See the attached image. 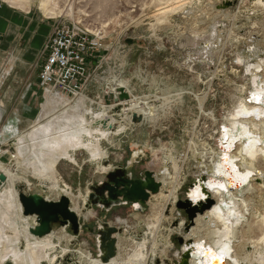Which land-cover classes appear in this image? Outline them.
<instances>
[{"label": "rangeland", "instance_id": "374dc122", "mask_svg": "<svg viewBox=\"0 0 264 264\" xmlns=\"http://www.w3.org/2000/svg\"><path fill=\"white\" fill-rule=\"evenodd\" d=\"M57 1L65 10L63 14L55 17L44 13L38 2H32L29 9L15 7L28 11L31 18L49 24L51 29L54 24L66 20L91 30L102 29L109 50L104 53L107 60L96 71L86 92L78 97L64 95L67 103L60 105L54 102L50 116L43 117L41 121L53 120V131L58 136V124H68L72 118L73 111L68 109L85 99V104L79 111L81 116L88 109L94 113L103 111L112 116L114 121L108 125L104 123L102 128L114 130L117 134L113 133L109 139L101 141V147L108 152V156L100 161H91L89 151L79 149L72 153L74 160L58 158L53 166L54 171L49 169V176L45 180L31 172L41 167L43 162L34 157L31 151L33 141L29 137L38 118L43 115L42 104L48 93L41 87L32 110L33 105L28 102L31 89L28 88L30 85L35 87L36 84L20 81L18 77H37L43 63L42 52L33 58L24 57L35 60L31 64L15 65V111L18 110L19 113V119L16 120L15 115V121L20 124L19 129L26 137L27 144L20 146L17 139L15 145V140L0 144V150H8L11 154L15 152V159L11 163L17 162L22 177H25L14 184L12 189L19 192L21 185L20 188L25 193L41 192L49 200H58L66 195L62 186L67 185L70 188L68 195L73 197L72 200L68 196L71 209L83 218L89 228L96 229L103 222L122 228V232L116 234L117 255L128 258L139 248L138 244L147 240L144 248L146 264H178L185 244L184 240L183 243L179 240L185 238V234L190 233L192 227L186 230L188 219L184 210L177 206V201L184 200L188 191L202 177L203 167L207 165L203 160L204 155L210 157L208 163L213 162L214 152L220 149L221 126L226 123L227 117L236 113L239 100H247L249 91L256 87L260 79L255 67L264 60V6L258 0H231L233 5L229 7L224 6L226 0H186L190 3L166 16L160 14L165 5L156 0ZM182 3L177 0L174 6L178 7ZM69 7L72 8L71 11L67 10ZM185 10H189L191 14ZM217 36L218 39L215 38ZM209 41L213 42L210 47ZM114 76L128 79L135 96L152 99L151 103L156 107L152 120L131 124L128 118L130 113L122 114L125 103L119 104L113 92L107 88V82ZM51 96V100H57L59 95ZM199 96L205 97L204 111L200 109ZM211 112H214L215 118L211 116ZM88 120L91 121L90 114ZM125 125V131L117 132ZM192 140L195 145L190 146ZM170 149L175 155L172 162L183 165L184 173L182 183L177 188V197L171 202H158L157 210L168 220L164 219L160 232L156 235V250L149 229L154 212L152 202H149V208L144 212H138L129 205L104 212L90 205L88 195L92 185L103 181L106 173L115 166H125L136 151H139V157L134 166V177H140L146 170H152L159 180H173L174 164L168 165L164 159L165 151ZM42 151L46 159L52 152L55 155L53 149L51 152L50 149L42 148ZM196 151L199 157L196 156ZM186 153L188 157L184 162ZM0 160L10 161L1 151ZM48 179L53 180L57 190L47 186ZM5 189L1 186L0 193ZM161 189L168 193V184ZM79 193L86 195V198L79 196ZM10 199L14 206L18 204L13 193ZM86 208L91 213L85 212ZM7 210L10 211L11 208ZM12 210L15 218L11 219L15 222L9 219L11 214L8 212L9 215H0V223L6 220L2 225H12L15 228L16 223L18 230L26 233L31 225L37 223L36 216L26 217L28 221H25L23 214L17 215L16 207ZM11 230L9 233L14 235L15 230ZM53 234V242L58 244L59 251L62 247L69 248L65 255L58 256L55 264H63L67 256L75 261L82 260L76 253L78 250L92 258H98L95 232L85 229L84 226L76 235L70 226L56 224ZM237 243L240 244V240ZM26 244V240L22 242L23 246ZM165 248L164 255L162 251ZM82 261L83 264H89V259ZM2 264L15 263L13 259H7Z\"/></svg>", "mask_w": 264, "mask_h": 264}, {"label": "bare ground", "instance_id": "6f19581e", "mask_svg": "<svg viewBox=\"0 0 264 264\" xmlns=\"http://www.w3.org/2000/svg\"><path fill=\"white\" fill-rule=\"evenodd\" d=\"M5 1L13 6L24 9H29L32 2H38L40 9L44 13L54 17L63 14L65 10L60 7L57 0ZM156 1L160 2L161 5H165L160 14L166 16L177 12L190 3L186 0H178L183 3L176 7L174 6V2L177 0ZM194 1L199 2V0ZM257 2L264 6L263 0H258ZM67 10L71 11L72 8L69 7ZM187 11L189 14L190 11ZM214 34L216 35V33ZM215 38L218 39V36ZM212 43V41H209L208 46L210 47ZM204 48L208 49L205 45ZM255 52L258 53V51ZM255 68L256 74L258 77L260 76L256 87L249 91L247 100L244 98L239 100L236 113L226 118V123L221 126L220 149L214 152L213 158L215 160L213 159V162L210 164L208 163L210 162V157L204 155L203 160L207 163L203 167L204 173H202V177L204 178L201 177L188 191L187 198L195 203L199 200H205L207 194H209V197L215 199L214 205L209 210L197 216L190 233L185 234V238H183L185 244L183 245L182 252L190 249V264H264V60H261ZM118 87L128 89L132 95L128 101L129 106L123 108L124 112L128 110L125 113H130L128 118L131 124L134 122L132 118L133 113L140 115L143 121L153 119L156 107L153 102L151 103L152 99L149 100L147 96H135L130 89V81L128 79H124L122 76H114L109 81L108 88L111 91L117 92ZM198 99L200 109L204 111L205 97L199 96ZM54 102L64 105L67 103V99L64 95H59L57 100H51L49 104H53ZM125 102L122 101L120 103ZM84 104L85 99L78 101L76 105L68 109L73 111L72 118L68 124H58V136L53 131V120L47 124L38 123L34 126L29 137L33 141L31 142L33 145L31 151L36 159L43 160V162H41V167H37L36 171L31 172L44 177L45 180L49 176V169L54 171L53 166L58 158L74 160L72 155L79 149L88 150L91 161L95 162L108 156V152L101 147V141L109 139L110 135L116 132L108 128L103 129L102 125L104 123L108 125L114 119L103 111L94 113L90 109L85 111V115L81 116L79 111L80 107ZM50 112L51 110H46V116ZM88 114H90L91 121L88 120ZM211 116L214 117V112H211ZM18 125L20 124L15 121V127L8 128L6 132L11 133L10 136L15 135L18 139V144L21 146V144H27V140L21 133ZM126 128L127 126L125 125L121 129L119 128L120 130H117V132L125 131ZM193 144L195 145V142L193 140L190 141V146ZM42 148L50 149L51 152L53 149L55 155L52 152L53 156L51 154L46 159ZM138 154L139 151L133 154V160L137 158ZM196 156H200L198 152ZM187 157L186 153L184 162ZM164 159L166 164H174L175 178L173 180L163 179L161 181L156 176L157 180L161 183V187L164 188L168 184V193H164L163 189H160L158 193L152 194L149 200V202H152L154 210L151 217L152 224L149 229L153 238V247L156 250L158 249L157 241L155 240L156 235L160 232L164 219L168 220L164 214L157 210L159 206L158 202L161 200H164L166 203L171 202L172 199L177 197V188L182 183L184 173L183 165L179 166L178 163L172 162L175 159V155L171 149L165 151ZM9 162L0 161V171L3 174L5 173L6 176V180L0 182L1 186L6 188L2 193V198L6 202H9L10 207H13L14 203L10 199L13 193V197H16L18 200V204L15 205L18 210L17 215L21 216L23 214L25 219L26 217L35 216L24 214L23 205L19 198L21 185H19V192L17 190L14 191L12 188H14V184L25 177H22L17 162ZM52 182V179H48L47 186H51L52 190H57V185ZM62 190L69 196L70 188L67 185L62 186ZM78 195L86 198L84 194L79 193ZM71 198L73 200V197ZM136 207L139 206L136 204ZM7 209L2 208L0 215L4 216L11 213ZM85 212L89 214L91 210L86 208ZM9 219L15 222V220ZM25 221L28 220L26 219ZM3 227L12 230L19 228L16 223L15 228L12 225L6 224ZM5 229L0 230V264L4 263L7 259H13L15 264H42L43 262L55 264L58 256L65 255L69 249L62 247L60 251L58 250V244H54L53 242L55 236L53 232L45 237L37 238L29 231L23 232L27 244L24 249H21L17 236L15 237V234L11 235L5 232ZM238 240H240V244L237 243ZM189 241H191L190 245H188ZM146 244L147 240L142 244H138L139 248L135 249L134 254L128 258L118 254L107 263L103 262L100 258H92L81 250L76 251V253L79 254V259H89V264H146L144 252ZM166 249L162 251L164 255ZM82 260L77 261L76 259L75 262L83 264Z\"/></svg>", "mask_w": 264, "mask_h": 264}, {"label": "water", "instance_id": "95a60500", "mask_svg": "<svg viewBox=\"0 0 264 264\" xmlns=\"http://www.w3.org/2000/svg\"><path fill=\"white\" fill-rule=\"evenodd\" d=\"M233 5V1L226 0L225 7ZM119 96L117 102L129 101L131 95L124 87H118ZM134 122H141L142 117L137 113L132 114ZM134 154V153H133ZM133 156V155H132ZM126 162L125 166H115L106 174V179L98 181L91 187L89 194L90 205L109 212L115 207L132 206L138 212H144L149 208V200L152 194H156L161 189V183L156 178L155 171L146 170L140 177H134V166L136 159L133 157ZM139 157V154L138 156ZM204 178V177H202ZM6 180L5 174L0 175V182ZM20 201L23 205L25 215H35L37 224L30 227L29 231L36 237H44L53 232L56 224L70 226L74 234H79L81 229H89L95 232L97 257L107 263L117 255L116 234L122 232V228L110 225L107 222L99 223L96 229L89 228L84 223L77 212L71 209V200L67 195H62L58 200H49L40 192L25 193L20 188ZM215 203V199L209 197L205 200L193 202L189 198L180 199L178 207L184 210L188 222V231L194 224L199 214H204ZM136 204L139 207H136ZM180 243L183 239L180 238ZM191 241L188 242V245ZM191 251L187 249L181 253L178 264H190ZM75 260L69 256L65 257L63 264H74Z\"/></svg>", "mask_w": 264, "mask_h": 264}, {"label": "crops", "instance_id": "0c3cea01", "mask_svg": "<svg viewBox=\"0 0 264 264\" xmlns=\"http://www.w3.org/2000/svg\"><path fill=\"white\" fill-rule=\"evenodd\" d=\"M0 32L2 35L0 39V144L15 140L13 142L15 145L17 137H15V135L8 136L11 133L6 132L8 128L15 127V115L17 116L16 120L19 119L18 110L15 111V65L31 64L35 59L25 58L27 56L28 58H33L41 54L43 46L51 32V26L31 18L28 11L6 3L3 9L0 10ZM18 78L20 81L24 80L25 82L36 84L35 87H31L30 85L28 88V90L31 89L29 90L31 97H29L28 102L30 101L29 103L33 105V110L36 104L35 97L38 96V91L41 90L39 77L37 75L35 78ZM51 98V94L46 96V100L42 104L43 115L38 118L34 126L38 123L47 124L49 122H42L41 119L46 116V110H51L52 104H49ZM49 116L50 114L47 117ZM0 151L3 156L7 158L10 157V159H8L10 160V162L8 161L9 163L15 159V152L11 154L8 150ZM1 173L3 172L0 171V174ZM14 207L15 206L10 207L9 202H6L2 198V193H0V211L2 208H11V215L9 217L15 218V215H12L14 214L12 210ZM2 224L3 223H0V230L5 229ZM18 229L19 228L15 229V237L17 236L18 238L20 248L24 249L26 245L23 246L22 242L25 241L26 238L23 232ZM9 230V228H6L5 232L9 233Z\"/></svg>", "mask_w": 264, "mask_h": 264}, {"label": "built area", "instance_id": "2783aa9c", "mask_svg": "<svg viewBox=\"0 0 264 264\" xmlns=\"http://www.w3.org/2000/svg\"><path fill=\"white\" fill-rule=\"evenodd\" d=\"M5 4V0H0V10ZM1 36L0 32V39ZM108 50L102 29L91 30L69 20L54 24L42 49L43 63L38 73L40 86L52 95H83L96 71L107 60L104 53ZM108 91L113 92L115 100L119 96L118 91ZM128 104L126 101L125 107ZM123 108L121 111L125 115L128 110L124 112Z\"/></svg>", "mask_w": 264, "mask_h": 264}, {"label": "flooded vegetation", "instance_id": "af4514ba", "mask_svg": "<svg viewBox=\"0 0 264 264\" xmlns=\"http://www.w3.org/2000/svg\"><path fill=\"white\" fill-rule=\"evenodd\" d=\"M114 168H115V167H114ZM114 168H113V169H114ZM113 169H112V170H113ZM106 174H107V173H106ZM156 176H157V175H156ZM157 177H158V176H157ZM105 179H106V177H105ZM105 179H104V180H105ZM161 181H162V180H161Z\"/></svg>", "mask_w": 264, "mask_h": 264}, {"label": "snow or ice", "instance_id": "6c2138e0", "mask_svg": "<svg viewBox=\"0 0 264 264\" xmlns=\"http://www.w3.org/2000/svg\"><path fill=\"white\" fill-rule=\"evenodd\" d=\"M225 159H227V158H225Z\"/></svg>", "mask_w": 264, "mask_h": 264}]
</instances>
